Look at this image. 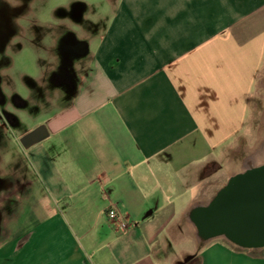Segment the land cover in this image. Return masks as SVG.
Listing matches in <instances>:
<instances>
[{
	"label": "crops",
	"instance_id": "1",
	"mask_svg": "<svg viewBox=\"0 0 264 264\" xmlns=\"http://www.w3.org/2000/svg\"><path fill=\"white\" fill-rule=\"evenodd\" d=\"M104 2L108 18L54 20L65 64L54 53L64 67L40 79L46 96L33 85L9 100L1 79L10 115L0 118L13 130L22 115L37 119L1 142L0 264H264L261 250L224 238L201 252L191 217L264 163L253 139L264 124V0ZM40 125L49 136L25 148ZM13 144L25 149L16 162ZM112 206L126 230L108 218Z\"/></svg>",
	"mask_w": 264,
	"mask_h": 264
},
{
	"label": "rangeland",
	"instance_id": "2",
	"mask_svg": "<svg viewBox=\"0 0 264 264\" xmlns=\"http://www.w3.org/2000/svg\"><path fill=\"white\" fill-rule=\"evenodd\" d=\"M87 1L89 0H75L74 3H70L71 0H12L14 5L18 4L19 6L10 7L8 4L0 6V87L1 79L8 81L4 91L8 94L9 100H12L13 97L16 98V96L27 98L31 94L29 86L33 85H35L33 89L37 90L38 88L46 96V86L43 87L39 84L40 79L46 81L45 78L47 79V76L51 73L50 68L64 67L56 63L57 60L56 62L54 61L55 53L60 58L58 62L65 64L64 57L60 51L62 47H65V34L57 36L55 33L57 29L64 31V24H58L56 29L54 27L56 18L59 19L72 13L82 16L87 15L92 18L98 16L109 17L110 10L104 0H91V6L87 4ZM87 5H89L88 8ZM101 27L102 23L99 25L100 29ZM3 39H7L6 42ZM66 75H68V71H65ZM62 79L63 77L60 80ZM10 85H13L14 89ZM48 88L51 89L50 87ZM22 110L20 109L21 113L28 115L27 111ZM36 110L34 107H30V111ZM2 113L6 117L8 116L6 114H9L0 105V116ZM36 119L33 116L22 115L21 122L16 125L12 124L15 129L13 130L9 121L5 118H0V122L3 121L5 126L10 127L7 130V128H2L0 124V178L2 176V160H5V151L1 146V142H10L16 137L18 132L26 127L33 126ZM261 122V118H258L257 123L261 124ZM253 139L255 147L260 148L264 142V124L260 132L253 136ZM10 149L12 151L9 152V157L14 162L22 159V153L19 154L18 151L25 149L17 147L15 144ZM262 161L264 162V157H262ZM215 192V188L209 190L206 197L209 199ZM182 233L185 243L188 244L191 240L195 243L197 242L198 234L195 229L189 230L188 227H184ZM200 242L201 244L198 248L202 249V252V247L207 241L201 238ZM214 242H220L232 250H236L223 241ZM259 250L261 251L258 252L264 253V248Z\"/></svg>",
	"mask_w": 264,
	"mask_h": 264
},
{
	"label": "water",
	"instance_id": "3",
	"mask_svg": "<svg viewBox=\"0 0 264 264\" xmlns=\"http://www.w3.org/2000/svg\"><path fill=\"white\" fill-rule=\"evenodd\" d=\"M48 136L40 125L20 142L30 148ZM191 217L204 241L224 238L243 249H263L264 163L233 175L207 204L195 206Z\"/></svg>",
	"mask_w": 264,
	"mask_h": 264
},
{
	"label": "built area",
	"instance_id": "4",
	"mask_svg": "<svg viewBox=\"0 0 264 264\" xmlns=\"http://www.w3.org/2000/svg\"><path fill=\"white\" fill-rule=\"evenodd\" d=\"M108 218L116 223L118 227L122 230H126L128 228V222L126 216L119 211L116 206H112L107 211Z\"/></svg>",
	"mask_w": 264,
	"mask_h": 264
},
{
	"label": "trees",
	"instance_id": "5",
	"mask_svg": "<svg viewBox=\"0 0 264 264\" xmlns=\"http://www.w3.org/2000/svg\"><path fill=\"white\" fill-rule=\"evenodd\" d=\"M201 263H202V258L200 256H197L195 258H190L185 262H182L181 264H201Z\"/></svg>",
	"mask_w": 264,
	"mask_h": 264
},
{
	"label": "clouds",
	"instance_id": "6",
	"mask_svg": "<svg viewBox=\"0 0 264 264\" xmlns=\"http://www.w3.org/2000/svg\"><path fill=\"white\" fill-rule=\"evenodd\" d=\"M75 0H71L70 3H74ZM4 4H8L10 7H16V6H19L18 4L14 5L12 3V0H0V6L4 5Z\"/></svg>",
	"mask_w": 264,
	"mask_h": 264
},
{
	"label": "flooded vegetation",
	"instance_id": "7",
	"mask_svg": "<svg viewBox=\"0 0 264 264\" xmlns=\"http://www.w3.org/2000/svg\"><path fill=\"white\" fill-rule=\"evenodd\" d=\"M6 40H7V39H5V40L3 39L4 42H6ZM1 82H2V81H1ZM1 100H2V99H1V97H0V105H1V102H2ZM1 108L3 109L2 106H1ZM254 250H258V249H254Z\"/></svg>",
	"mask_w": 264,
	"mask_h": 264
}]
</instances>
